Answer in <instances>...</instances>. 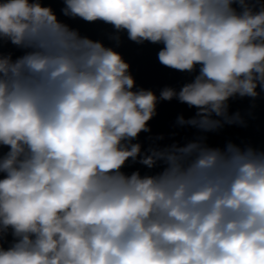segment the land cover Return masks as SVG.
<instances>
[{
	"label": "clouds",
	"instance_id": "1",
	"mask_svg": "<svg viewBox=\"0 0 264 264\" xmlns=\"http://www.w3.org/2000/svg\"><path fill=\"white\" fill-rule=\"evenodd\" d=\"M62 3L111 25L117 46L123 32L162 44L161 65L198 74L157 96L43 0H0V264H264V150L133 142L161 100L196 109L179 127L247 126L229 101L264 92V0Z\"/></svg>",
	"mask_w": 264,
	"mask_h": 264
},
{
	"label": "water",
	"instance_id": "2",
	"mask_svg": "<svg viewBox=\"0 0 264 264\" xmlns=\"http://www.w3.org/2000/svg\"><path fill=\"white\" fill-rule=\"evenodd\" d=\"M44 6H50L57 14L58 18L72 28L78 29L82 35L88 36L93 40H99L106 46L113 47L119 52L125 62L130 65V72L135 79L137 88H144L152 90L157 96L160 91L168 86L175 88L177 91L185 83L191 82L195 74L180 72L167 68L160 64L158 60V52L163 47L162 44H153L151 42H144L137 44L128 39L127 33H120V43L117 46L116 42L111 40L110 35L114 34V29L111 25L103 22H86L82 19H71L63 16L61 9L64 7L62 0H43ZM3 51L5 53L11 52L13 58L22 55V50L7 43L4 45ZM259 90V89H258ZM255 103V108L252 104ZM230 113L239 111L244 116L247 126L242 127L238 125H225L217 132L199 133L196 129L185 126L179 127L176 125V119L179 115H183L186 119L195 114V108H189L186 104L180 103L178 100L159 101L156 109V116L149 121L150 132H142L139 135L138 141L142 147L146 149L156 136L163 135L164 140L158 141L160 145H167L173 142H178L183 145L187 141L193 139L197 135H206L207 143L210 146L223 147L226 142L232 141L234 143L243 145L251 144L254 147L264 150V92L261 93L260 98L252 101L251 98H235L229 101ZM252 115L249 116L248 113ZM174 134V135H173ZM8 149L4 148L6 152ZM139 170L141 174L149 173L150 171H158L159 169L149 170L139 163L128 162L124 168L126 173ZM12 240L9 235L5 242V247H8V242Z\"/></svg>",
	"mask_w": 264,
	"mask_h": 264
}]
</instances>
